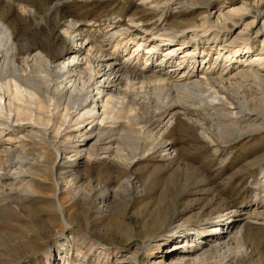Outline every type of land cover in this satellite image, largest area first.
I'll use <instances>...</instances> for the list:
<instances>
[{"label": "bare ground", "instance_id": "bare-ground-1", "mask_svg": "<svg viewBox=\"0 0 264 264\" xmlns=\"http://www.w3.org/2000/svg\"><path fill=\"white\" fill-rule=\"evenodd\" d=\"M8 1L40 28L59 8L54 4L40 22L31 5ZM140 6L151 16L150 38L129 32L145 29L147 20L129 19L126 28L119 22L95 36L69 19L61 29L73 46L60 47L57 56L17 40L0 14V146H9L0 166V214L23 218L28 213L32 237L53 232V226L62 232L69 227V235L58 242L69 253L63 264H109L115 249L104 237L110 231L99 224L91 233L93 216L99 223L112 220L120 200L148 195L130 173L144 159L160 157L167 171L176 168L193 177L182 186L170 215L154 217L144 240L122 253L118 264H149L172 235L183 240L154 264H263L261 258L252 262L257 251L245 243V235L251 226L264 227V206L238 219L239 210L219 197L208 177L178 162L167 135L183 117L188 128L202 131L214 151L223 153V146L264 130V0L231 5L226 0H142ZM169 14L180 21L160 28ZM194 16L189 22L184 18ZM255 43L261 48L252 51ZM207 45L217 48L215 57L200 50ZM79 160L104 164L111 175L116 171L128 179L110 183L86 172V183L88 176L74 171ZM252 166L264 176V153ZM48 184L50 193H45ZM258 186L264 188V181ZM206 193L213 198L191 216L196 201L186 202L187 197ZM38 196L50 203L29 205ZM124 228L118 224L111 232L129 242L132 230ZM44 251L45 264H52L50 255L59 248Z\"/></svg>", "mask_w": 264, "mask_h": 264}, {"label": "rangeland", "instance_id": "rangeland-1", "mask_svg": "<svg viewBox=\"0 0 264 264\" xmlns=\"http://www.w3.org/2000/svg\"><path fill=\"white\" fill-rule=\"evenodd\" d=\"M17 1L34 7L37 10V18L40 22H43V19L41 18L47 15V13H49L48 11H51V8L53 9L56 4H59L58 9L54 11L52 10L51 13L48 14V16L51 17V19H48V25L43 24L40 28L36 25L34 26L30 21L31 19L27 20L25 16H22L21 13L17 12V9L14 6H11L8 0H0V14L5 16L6 21L12 26V28L14 27L16 31V39L20 42L29 41L33 45L35 44L34 46L40 50L44 52L49 51L48 53L50 54L53 53V56L59 54L58 49L60 47L73 46L71 42H66L67 40L61 29L65 26L62 25L65 20L66 22H68L69 19L78 21L82 30L88 31L95 36L108 33L110 29L116 27L119 22L126 28L129 19L139 21L147 20L145 22L147 25L145 26V29L131 26L133 28H130L129 32L131 31L130 33L134 34L137 38H150L151 30H153V26L150 25V22L148 21L151 16L148 15L146 9L139 8L141 7L142 0ZM240 1L242 0H226L228 5L238 4ZM60 16L61 18H64L59 19ZM184 18L189 22L190 20L195 19V16ZM173 21L178 23L180 19H175V14H169L167 21L159 27L164 29L167 28L168 30L169 24ZM98 33L99 35H97ZM49 39H51L50 42ZM260 48V43L252 45V51L259 50ZM56 49L57 51H55ZM191 50H193V48H191ZM200 50L204 51L205 55L207 54L209 57H215L217 52L216 47L209 45L200 46ZM259 105V103L256 104V109H260ZM179 109L182 113L184 112L181 107H179ZM165 116L167 117V115ZM188 125L189 124H187L185 119L181 117L180 121L175 125L176 127L173 126V129L171 128L169 135H167L168 143L178 152V162L186 164L189 166L190 170L194 169L193 171H195L196 169H199L203 175L208 177L212 181V185L217 189L219 197L227 203H232L239 210V214L237 215V217H239L238 219L244 220L245 215L255 210L262 212L264 206V188H260L258 185L264 181V176L260 173L259 167H253L252 165L255 160L261 157L264 153V130L259 131L256 134L254 133V137L249 140L231 143L227 147L223 146L221 151L225 152L216 153L214 151V144H210V141L202 135V131H194L188 128ZM7 146L8 145L0 146V166L7 159V155L3 151V148ZM29 149L30 151H33L34 148L30 146ZM175 169L174 171H167V162L160 157L144 159L142 164L135 167L130 174L131 176L135 175L139 178L138 181L144 184L148 190V195L145 197L140 194L139 196L136 195L138 198L135 201H133L132 197L129 198L130 200L127 199L126 202L123 200L122 202L118 199L120 201L116 206L114 205V211L116 212L117 210V217L119 215L118 218L114 217L112 220L103 219V221L99 223L97 220L98 216H93V221L90 225L91 233L98 230L97 226L99 224L100 229H109L110 231H107L108 234L104 237L106 242L112 244L113 249H115L112 255L107 259L109 264H118L119 260L117 258H119L122 253L124 254L134 250L138 242L140 243L144 240L145 235L149 232L148 229L151 227V223L155 220L154 217L161 215V218L165 219V216L168 214L170 215L169 212L174 207V203L182 186H184L187 181L189 182V179L193 177V175H190L192 174L190 171V173L182 174V172H176ZM74 171L78 175L82 174L83 176H88L85 177L86 181L90 180L89 174L94 177L106 176V178H108L106 181H109L110 183H115L117 178H121L122 181L128 179L127 176L117 174L116 171H113V174L111 175L110 169L104 164H95L94 162H89L88 164L86 160H79L77 165L74 166ZM88 181L86 183H88ZM49 186L51 185L48 184L47 187H44L45 190L43 191L45 193H50ZM45 198L46 197L38 196L29 205L39 207L41 204L50 203V201ZM187 198L186 202L189 200L196 201L194 203L195 209L191 214V216H193V214H196L201 207L208 204L213 196L206 193L199 195L198 197L193 195L188 196ZM65 203L67 206L70 204L68 199L65 200ZM146 205H148L147 209H144ZM186 206V203L182 204L181 208H185ZM74 211V209L70 208L68 213L73 214ZM27 215L29 214L27 213L23 215V218H20L7 217L0 214V253L4 259V262L2 263L45 264L46 253L44 250L47 248L49 251H51V249L52 251H56L59 248L57 255H54V252L50 255L51 262L52 264H63V258L68 256L69 253L68 251H65L67 250V245L59 246L58 242H62V240L66 238L65 236L69 235V227L65 232H62V229L59 226H53L55 227L52 229L53 232L46 233L45 235L43 233H34L33 235L35 236L32 237L29 236L28 231L32 228L34 223L29 218L31 216ZM191 216L187 215L184 219ZM78 222H80V220ZM78 222L75 220V223ZM118 224H120L121 227H127L132 230V237L129 242H127L125 238H121L111 232L115 227H118ZM259 228L260 227L258 226H251L246 230L245 243H249V245L257 251V253H255L256 255H253L252 262H257V260L261 258L260 262L263 260L264 264V227ZM72 229L77 232H83V229L79 226H72ZM34 231L39 232L38 229H35ZM190 233H194V231ZM182 240L183 237H180V235H172L170 240L163 244L160 250L154 252L155 256L149 264H154L160 261V257L163 254L169 250L171 251L174 248V245L180 243ZM116 248L119 249V251H116ZM118 252H121V254L118 255ZM71 262L69 264H73Z\"/></svg>", "mask_w": 264, "mask_h": 264}]
</instances>
